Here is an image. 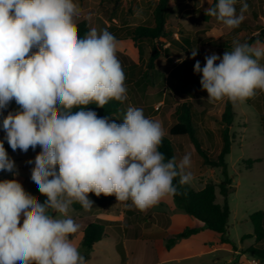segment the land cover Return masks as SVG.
Wrapping results in <instances>:
<instances>
[{
	"label": "clouds",
	"instance_id": "obj_1",
	"mask_svg": "<svg viewBox=\"0 0 264 264\" xmlns=\"http://www.w3.org/2000/svg\"><path fill=\"white\" fill-rule=\"evenodd\" d=\"M236 4L217 0L204 12L233 30L249 11L246 0ZM80 14L77 0H0V172L13 176L0 180V264H89L72 240L73 205L90 211V193L114 195L147 212L178 194L177 178L180 185L193 179L190 154L166 159L164 127L142 108L129 105L122 123L87 108L124 103L128 88L118 39L95 27L81 36ZM204 61L196 60L194 73L210 103L243 104L264 92V41L233 40L230 51ZM5 141L14 152L40 148L26 163L45 199L15 178Z\"/></svg>",
	"mask_w": 264,
	"mask_h": 264
},
{
	"label": "rangeland",
	"instance_id": "obj_2",
	"mask_svg": "<svg viewBox=\"0 0 264 264\" xmlns=\"http://www.w3.org/2000/svg\"><path fill=\"white\" fill-rule=\"evenodd\" d=\"M157 1L77 0L81 14L76 18V23L87 20L89 29L93 27L98 30L107 29L117 39L124 38L128 30L140 25L153 24V10ZM246 2L249 11L245 14V20L238 28L229 30L214 17L205 15L204 9L212 6L214 0H172L166 31L173 35L176 43H165L164 48L167 50L163 51L156 61L154 69L150 71V77L146 76V73L152 44L147 40L140 42L142 55L139 59L138 50L130 39H118V57L127 77V105L142 108L147 117L162 123L165 135L176 147L178 160L185 154H190L192 159L190 171L193 179L189 185L196 191L201 190L207 183L218 185L222 180L221 170L204 166L187 136L169 134L170 126L177 122L173 112L183 103L193 105L204 146L212 157H216L222 146L223 128L218 120L225 110L226 101L210 103L207 92L203 90L194 87L182 90L178 79L171 73L183 61L193 59L191 51L194 49H197L198 54L193 60H199L204 66L206 55L215 52L222 56L225 51L232 49L233 40L247 42L255 38L264 41V0ZM240 4L241 0H237V10ZM211 39L219 43L211 42ZM162 42L165 41L162 39ZM15 105L13 101L9 108ZM234 111L236 116L230 128L233 143L231 153L226 157L233 186V191L228 197L231 213L227 238L230 243L222 244L218 233L206 229L201 222L178 208L170 196L147 212L129 209L123 203H119L118 207L114 208L116 216H119L120 209L124 207L130 210L132 218L146 226L149 244L152 238L158 235L153 244L157 262L155 263V258L150 256L144 264H241L235 251L246 254V249L253 243L251 239L242 241L244 235L253 233L254 228L249 216L264 210V131L261 118L264 115V92H258L254 98L243 104L234 105ZM121 119L116 122L122 123ZM3 136L4 132L0 130V139ZM4 146L17 165L19 175L15 178L27 191L41 200L45 199L30 179L33 165L26 163L29 159H34L38 148L35 152L29 149L27 153H23L9 149L6 141ZM12 178L11 173L0 172V180ZM217 196V202L223 204L224 198L219 195L218 190ZM89 198L93 200L91 196ZM73 208L76 210L74 206ZM97 209L94 204L93 208L85 213H95ZM76 213L73 211L72 215ZM156 223L164 227L158 229ZM186 228H196L199 232L187 238L177 239L172 248L167 250L168 236L179 234ZM112 242L113 239H109L105 240L104 244L112 248ZM79 250L81 253H87L84 249ZM94 255L97 256L94 263L102 262L105 256L109 261L115 259L111 254L108 256L102 252H96ZM243 261L244 264H256L258 259L248 254Z\"/></svg>",
	"mask_w": 264,
	"mask_h": 264
},
{
	"label": "trees",
	"instance_id": "obj_3",
	"mask_svg": "<svg viewBox=\"0 0 264 264\" xmlns=\"http://www.w3.org/2000/svg\"><path fill=\"white\" fill-rule=\"evenodd\" d=\"M119 2L121 0H115ZM172 0H158L157 4L153 10V24L152 25H140L132 30H128L127 36L118 39H130L135 48L138 50L139 59L142 55V50L140 47V42L147 40L152 44V52L148 57V71L146 76L150 77V71L154 69L156 61L161 57L165 43H176L173 35L166 31L168 24L169 13L171 10ZM215 1L212 6L215 5ZM78 24L80 35L83 36L89 31V26L87 20H81ZM264 32V31H263ZM162 39L165 42H162ZM211 42L219 43L217 40L211 39ZM255 38L248 40V43H253ZM195 60L189 59L183 61L180 65L173 69L171 75L178 79L180 83V88L186 90L189 87H194L199 90L200 85V75L194 73ZM201 67L203 65L201 64ZM140 81V80H139ZM206 92V91H204ZM127 101L124 103L112 100L104 108H98L95 104H90L87 108L94 110L101 117L107 116L110 119L123 118L124 113L127 109ZM17 105L9 108L8 111L15 110ZM7 114V111L4 113ZM173 116L177 122L172 124L169 128V134L171 136H187L192 143L194 149L202 159L204 166H208L213 169H220L222 180L218 185L213 183H207L201 190L196 191L189 184L180 185L178 179L174 181L178 188V194L175 196H170L173 198L176 206L197 221L201 222L202 225L213 232L218 233L221 236V242L223 244H229L230 241L227 238L228 221L230 217V206L228 202V197L233 191L232 179L228 172V164L226 162V157L231 153L232 146V136L230 133V128L234 122L236 112L234 111V105L231 102L225 104V110L221 115L218 122L223 126L221 132L222 146L220 152L216 157H212L209 150L205 148L204 141L201 136V128L198 124L197 114L193 109L191 103H183L177 106L173 112ZM262 128L264 131V115H262ZM9 149L10 146L8 147ZM38 148V152L40 148ZM160 151L164 153L166 159L171 157H176L177 150L175 145L171 142L170 138L165 135L163 138ZM178 160V159H177ZM217 190L219 195L224 198V203L220 204L217 202ZM94 201L101 206L111 205L118 202L116 197L113 196H95V194L90 193ZM75 209L81 208L79 204L73 205ZM249 220L253 225V233L246 234L242 237V241L248 239H255L254 244L249 246L245 253L250 254L259 261H264V210H260L252 213L249 216ZM199 232L196 228H186L183 232L175 235H171L167 238L166 248L170 250L175 244V241L179 238H187L189 236L195 235ZM106 237L104 232V226L99 223H91L84 230V238L82 241V248L86 251H90L95 244L102 241Z\"/></svg>",
	"mask_w": 264,
	"mask_h": 264
},
{
	"label": "crops",
	"instance_id": "obj_4",
	"mask_svg": "<svg viewBox=\"0 0 264 264\" xmlns=\"http://www.w3.org/2000/svg\"><path fill=\"white\" fill-rule=\"evenodd\" d=\"M94 204L98 207L97 212H88L87 214L82 208H79L74 210L77 213L72 215L79 225V231L73 235L72 240L79 249H83L82 241L84 238V230L89 224L99 223L104 226L106 237L95 244L87 253L82 252L89 264H144L145 260L150 256L155 258V263L157 262L156 251L153 249V244L158 235L152 238L150 246L148 243L150 239L145 232L146 226L138 222L136 218H132L130 210L124 207L120 209L119 216H116L114 208L118 207L119 202L107 206L98 205L95 201ZM155 226H157L158 229L164 227V225L158 226L157 223ZM109 239H113L111 244L112 248H108L107 245L104 244V241ZM251 240L253 241L252 244H254L255 239L252 238ZM252 244H250V246ZM96 252H102L108 256L111 254L115 259L114 261H109L105 256L106 259L103 258L102 262L94 263L95 257H97L94 255ZM235 254L238 256V262L244 264L242 260L246 259L248 254H242L238 250L235 251ZM256 262L264 264V261L258 260Z\"/></svg>",
	"mask_w": 264,
	"mask_h": 264
},
{
	"label": "built area",
	"instance_id": "obj_5",
	"mask_svg": "<svg viewBox=\"0 0 264 264\" xmlns=\"http://www.w3.org/2000/svg\"><path fill=\"white\" fill-rule=\"evenodd\" d=\"M157 109H159V107H157Z\"/></svg>",
	"mask_w": 264,
	"mask_h": 264
}]
</instances>
